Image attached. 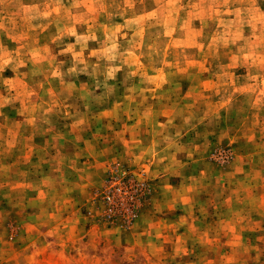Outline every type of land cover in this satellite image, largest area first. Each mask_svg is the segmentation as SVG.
Listing matches in <instances>:
<instances>
[{
	"label": "rangeland",
	"instance_id": "1",
	"mask_svg": "<svg viewBox=\"0 0 264 264\" xmlns=\"http://www.w3.org/2000/svg\"><path fill=\"white\" fill-rule=\"evenodd\" d=\"M192 4L179 15H199L164 38L161 62L149 67L137 53L139 69L124 65L103 104L84 98L104 91L94 88L103 75L65 77L75 85L69 95L58 78L30 74L52 57L61 72L72 67V54L50 42L55 25L41 30L34 26L45 18L33 27L25 19V9L53 5L0 6V64L9 61L0 71V264H264V35L246 24L236 39L232 5ZM258 7L264 12V0ZM155 8L148 0L145 10ZM25 40L38 56L14 71ZM100 47L89 41L90 65ZM129 71L136 75L127 78ZM169 119L173 135L185 120L192 125L181 132L182 151L164 159L157 146L156 155H142L153 127L163 135ZM119 182L138 189L132 217L124 202L104 200Z\"/></svg>",
	"mask_w": 264,
	"mask_h": 264
},
{
	"label": "clouds",
	"instance_id": "2",
	"mask_svg": "<svg viewBox=\"0 0 264 264\" xmlns=\"http://www.w3.org/2000/svg\"><path fill=\"white\" fill-rule=\"evenodd\" d=\"M18 2L19 0H0V6ZM199 2L205 4L206 0H199ZM66 3L67 6H65ZM147 3L148 0H45V4L53 5L50 10L41 12L36 7L25 9V12L28 13L25 19L29 22V27H33L30 23L32 20L40 17L45 18L47 22L34 27L43 30L49 25H55L56 33L50 37V42L60 48L59 54L71 53L73 61L72 67L67 68L65 72H61L60 68L63 62H57L52 57L49 59L46 68L34 64L30 74L32 76L45 75L47 77L45 82L53 77L58 78L61 91L69 90V95H71V90L75 88V85L66 84L65 77L76 76L80 73L92 77L103 75V82L96 79L94 88H103L104 91L100 95H96L95 92H86L84 97L85 99L90 97L91 101L103 104L114 92V87L109 85L108 81L114 80L116 73L121 71L124 65H127L129 69L135 65L139 69L140 65L137 57V53H139V56H143L148 60L149 67L155 68L161 62L165 51L163 48L164 38L171 39L173 32L183 33L188 30L191 20L199 15L195 10L186 19L179 15L182 8L185 11L189 8H195L192 0H188L187 5L184 4L183 0H151V3L156 5L153 11L145 10ZM212 3L233 6L235 20L228 21V25L236 27V39L240 38V32L246 24L252 27L253 34H255L257 24H259L261 34L264 35V12L259 9L258 0H212ZM141 11L142 14H138ZM52 12H55L56 15L48 20L47 18L52 15ZM74 12L75 14H73ZM100 16L104 17V23L98 22L97 18ZM117 16L130 18H125L123 24H116L114 19ZM77 26H86V31L78 34ZM202 26L206 27L203 22ZM3 27V23H0V28ZM97 31L103 32L104 39L102 41L98 40ZM127 31H131V38L127 37ZM118 35L124 37L122 43L118 42ZM194 35H200V33H189V39ZM66 37H75V43H69L65 46L64 40ZM89 41L101 44L99 51L90 52L91 56L97 57V63L92 65L88 63L83 55L84 51L88 49ZM214 44L215 40L213 41ZM77 45H79V51L75 50ZM2 47V44H0V48ZM43 51L47 52L48 49L45 48ZM37 56V48L25 40L24 44L21 45V50L17 52L16 66L13 70L17 71L26 61L29 59L35 60ZM8 63L9 61L5 59L0 64V71H3V67ZM135 75L136 72L129 71L127 78ZM38 87L42 88V85ZM85 107H87V104ZM136 114L139 115V112ZM148 115V113H145L142 119L147 120ZM160 127L164 134L157 133L155 127H153L154 143L148 148L147 153H142V155H156L155 149L157 146L160 148V153L163 154L164 159L169 158L170 150L182 151L178 145L181 132L191 128L192 125L188 120H185L184 124L175 131V135L167 131L168 128L173 127L171 119L167 121L166 125ZM138 146V142L133 144V147ZM171 159L175 162L174 156ZM248 182L252 183L251 180Z\"/></svg>",
	"mask_w": 264,
	"mask_h": 264
},
{
	"label": "built area",
	"instance_id": "3",
	"mask_svg": "<svg viewBox=\"0 0 264 264\" xmlns=\"http://www.w3.org/2000/svg\"><path fill=\"white\" fill-rule=\"evenodd\" d=\"M138 189L135 185L124 184L119 182L104 192V200L112 206H118L119 202H124L127 207L125 216L134 215V207L136 203Z\"/></svg>",
	"mask_w": 264,
	"mask_h": 264
}]
</instances>
